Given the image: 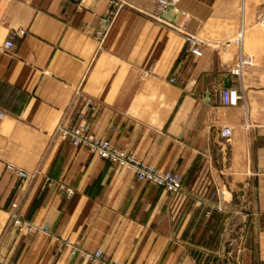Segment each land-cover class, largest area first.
<instances>
[{
    "label": "crops",
    "instance_id": "0c3cea01",
    "mask_svg": "<svg viewBox=\"0 0 264 264\" xmlns=\"http://www.w3.org/2000/svg\"><path fill=\"white\" fill-rule=\"evenodd\" d=\"M124 1L101 39L107 2L0 0V264H102L84 257L96 251L127 264H264V31L253 26L264 0L243 1L242 46L204 45L198 57L178 29L204 43L223 36L205 0H179L186 18ZM226 80L242 95L235 107L221 103ZM80 122L180 175L182 191L58 136ZM14 217L31 229H14Z\"/></svg>",
    "mask_w": 264,
    "mask_h": 264
},
{
    "label": "built area",
    "instance_id": "2783aa9c",
    "mask_svg": "<svg viewBox=\"0 0 264 264\" xmlns=\"http://www.w3.org/2000/svg\"><path fill=\"white\" fill-rule=\"evenodd\" d=\"M9 1V0H8ZM110 1L113 4V0ZM159 3L162 9H167L168 7L175 6V0L171 2H165L162 0H155ZM256 21L259 25L264 27V5L257 11ZM110 23L108 16L104 19V24H106L105 29H109ZM111 25V23H110ZM104 29V30H105ZM102 32V31H101ZM99 31L97 32V34ZM185 37L186 51L189 55L198 57L202 53V49L205 43L199 39L196 35L189 34L187 32H181ZM244 29L242 28L238 39L233 43L242 46ZM25 32L20 31L16 35L10 37L4 44L5 49L12 50L15 47L14 41L16 37H23ZM105 35V34H103ZM226 45H231V43H226ZM242 70V65L231 72V77H240ZM177 82L176 78L170 79L171 84ZM221 103L224 106L235 107L242 101V95L238 90L234 89H223L220 92ZM8 112L0 108V120L7 116ZM60 136L64 141H69L71 145L77 149H86L91 154L97 155L102 160L111 163L114 167L123 170L131 171L136 179L140 182H146L152 184L166 193L175 195L182 191L183 189V179L177 173L172 171H160L159 169L152 167L140 160H138L134 155L128 153L127 151L115 146L111 141L107 139L97 138L92 131V126L88 122H80L74 125H65L59 127ZM231 136V129L225 128L221 132L222 138H229ZM7 169L13 174L17 175L21 180L27 181L30 179L29 173L22 171L12 165H7ZM65 197L71 198L73 196V191H65ZM15 226L21 230H29L30 225L24 221L22 218L15 217ZM91 262H102V264H127L118 261H112L108 259L102 251H96L94 253H86L84 255Z\"/></svg>",
    "mask_w": 264,
    "mask_h": 264
},
{
    "label": "rangeland",
    "instance_id": "374dc122",
    "mask_svg": "<svg viewBox=\"0 0 264 264\" xmlns=\"http://www.w3.org/2000/svg\"><path fill=\"white\" fill-rule=\"evenodd\" d=\"M100 1H104V0H100ZM162 1L171 2L172 0H162ZM243 1L244 0H205V3H207V6L209 7L208 11L210 13L209 14L210 21L208 23L209 29L212 31H215V32H220V34L223 35L222 37H219L217 39H215V38L208 39V41L205 42V45H209V46L210 45L211 46L216 45L219 47H223L224 44H226L227 42L233 44L238 39V36L237 35L235 36L233 34H234V30H236L237 27H239L240 19L243 16V12H244V10H243L244 2ZM248 1L250 2V0H248ZM104 2L108 3V9L105 12V15L99 20L98 27H97V30L99 31L98 36L101 39H104L108 35V33L110 32L111 28L113 27L115 21L117 20L120 11L123 10V8L126 5L124 0H113V4H110V1L109 2L104 1ZM151 2L156 5V7L158 8V10L160 12L167 13V12L173 11V12L180 13L184 18L187 17V14L184 13V11H179V9H178L179 0H175V6L168 7L167 9H162L161 6L159 5V3L156 2L155 0H151ZM254 2L257 4L258 2H261V0H255ZM107 16H108L109 21L111 23V25H110V23L108 25L110 27L109 29H105L106 24H104V19ZM248 18H249V16H248ZM253 26L257 27V29H260V31H264V27L259 25L257 23L256 19H254ZM249 28L250 27L248 26L247 30ZM178 31L186 32V28L180 27L178 29ZM103 34H105V35H103ZM148 74H151V71H148ZM58 136L61 137L60 133H59V128H58ZM12 166H14V165H12ZM6 169H7V167H6ZM12 221H13L12 222L13 228L18 229L14 224L15 223V217L13 218ZM29 229H31V228H29ZM18 231L21 232V230H19V229H18ZM227 264H233V263H232V261H227Z\"/></svg>",
    "mask_w": 264,
    "mask_h": 264
},
{
    "label": "water",
    "instance_id": "95a60500",
    "mask_svg": "<svg viewBox=\"0 0 264 264\" xmlns=\"http://www.w3.org/2000/svg\"><path fill=\"white\" fill-rule=\"evenodd\" d=\"M225 87L228 88V80L225 81Z\"/></svg>",
    "mask_w": 264,
    "mask_h": 264
}]
</instances>
